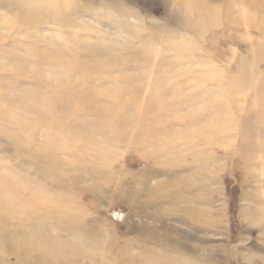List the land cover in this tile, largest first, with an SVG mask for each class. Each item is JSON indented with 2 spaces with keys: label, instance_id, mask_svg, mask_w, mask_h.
Here are the masks:
<instances>
[{
  "label": "rangeland",
  "instance_id": "obj_1",
  "mask_svg": "<svg viewBox=\"0 0 264 264\" xmlns=\"http://www.w3.org/2000/svg\"><path fill=\"white\" fill-rule=\"evenodd\" d=\"M21 1L0 0V173L59 199L0 217L41 244L25 264H264V7L29 0L27 27Z\"/></svg>",
  "mask_w": 264,
  "mask_h": 264
},
{
  "label": "bare ground",
  "instance_id": "obj_2",
  "mask_svg": "<svg viewBox=\"0 0 264 264\" xmlns=\"http://www.w3.org/2000/svg\"><path fill=\"white\" fill-rule=\"evenodd\" d=\"M246 1L251 3V4H254V5H257L260 7L261 6L264 7V0H246ZM21 2L25 5V11H24L23 16L21 17V21L23 22L22 24L24 26L27 25V27H28L30 24H32V20H36L39 18L40 12L37 8V5H35L33 2H30L29 0H22ZM64 17L65 16H63V14H57L56 15L57 21L59 23H63L65 21V20H63ZM117 93H118V91L116 90L115 92H112L111 94L116 95ZM114 97H116V96H114ZM222 106L223 105H220V107H222ZM211 112L213 113V111H211ZM17 125L19 127H25L26 123L24 122L23 119H20L19 123H17ZM263 141H264V139H263ZM262 145H264L263 142H262ZM261 156L264 159V151H263V154ZM0 182L2 184H4V186H5L3 191L0 192V194L10 192L13 194H22L24 197V199H20L18 201H14V202L7 200V199L0 198V217L1 218H5L6 217L5 213H7L9 210H11V212L15 211V214H13V215L17 216V218H19V219H23V217L27 216V214L29 213V211L31 209L33 212L35 211L34 206L32 205L33 199L42 200V202L45 205H52V204L58 205V203H59L58 202L59 201L58 196L57 197L54 196L48 188L41 187L38 185V186L34 187L33 189H30L28 186L20 184L19 180L16 177H13V175H3V174L1 175V173H0ZM188 212L192 213L191 209H188ZM9 215H12V214H9ZM12 216H7V217H12ZM45 216L50 217L49 212L43 213V217H45ZM43 217L42 216L40 217V215L38 214V216L34 220L39 224V222L44 219ZM72 221L73 222L69 223L70 224L69 229L73 232L80 231L81 229L79 228V224L77 223V221H75V220H72ZM37 230H38V228H37ZM37 230H35V231L37 232ZM84 239H85V237H84ZM39 245H41V244H38L37 242H35V243L33 242L31 247H29V246L27 247L25 245V243L23 242L22 237H20V235H18L17 233L13 234V235H5L3 229L0 227V264H10L6 260H4V258L2 257V253H4V254L13 253V254L20 255L19 254L20 251L23 252L25 257L21 258L20 256H18V258L21 260V262L23 264H25L27 262L28 256L31 254L33 248H35V247L39 248L40 247ZM172 249L175 250V247H172ZM177 249H179V248H177ZM184 249H185V247H184ZM59 252H61V251H59ZM60 254H58L56 256H51V257L50 256L46 257V255L42 256L41 258L39 257V258L35 259L34 263H32V264H67L68 263L67 258L60 257L61 256ZM70 263H72V260ZM185 263L186 264H196V261L194 262V261H191L190 259L189 260L187 259L185 261ZM94 264H97V263H94Z\"/></svg>",
  "mask_w": 264,
  "mask_h": 264
}]
</instances>
